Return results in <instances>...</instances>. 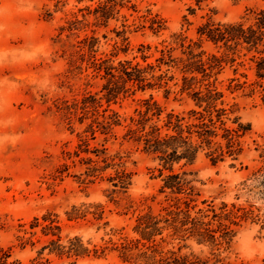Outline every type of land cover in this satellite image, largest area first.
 <instances>
[{
    "label": "rangeland",
    "instance_id": "rangeland-1",
    "mask_svg": "<svg viewBox=\"0 0 264 264\" xmlns=\"http://www.w3.org/2000/svg\"><path fill=\"white\" fill-rule=\"evenodd\" d=\"M100 1L0 0V247L11 248L9 262L157 264L162 257L177 256L187 258V264H264V92L229 88L235 75L229 65L206 80L224 92L218 105L224 102L235 110L228 125L236 126L235 117L251 125L240 138L242 152L214 163L205 146L192 162L165 165L143 140L128 135L131 117L151 96L165 113L201 109L194 92L204 87L198 83L183 91L182 84L185 75L203 76L184 72L181 63L164 64L154 74H166L167 85L133 86L108 101V77L95 71L89 42H84L95 36L94 54L115 66L124 60L158 64L160 50L169 48L176 60L187 59L190 51L218 50L199 35L200 25L252 20L251 9L262 6V0H125L107 24L86 10ZM150 13L164 20V29H151ZM75 19L81 22L69 30ZM248 72L253 80L254 72ZM86 96L101 99L103 107L99 114L91 108L81 119L82 110L66 107ZM105 108L106 114L117 112L121 122L94 136L86 130L95 118L104 119ZM122 172L128 176L125 184ZM172 172L186 182L182 192L165 187ZM185 201L192 216L216 231L215 242H199L190 232L175 235L164 221L168 210H187ZM147 214L163 220L159 226L164 228L151 241L137 230L138 219ZM35 217L55 219L62 244L80 237L90 253L77 257L41 251L56 237L45 235L41 226L26 235L34 243L23 248L17 237L25 235L24 228L31 230ZM137 239L156 243L157 252L142 243L122 248Z\"/></svg>",
    "mask_w": 264,
    "mask_h": 264
},
{
    "label": "trees",
    "instance_id": "trees-1",
    "mask_svg": "<svg viewBox=\"0 0 264 264\" xmlns=\"http://www.w3.org/2000/svg\"><path fill=\"white\" fill-rule=\"evenodd\" d=\"M125 0H102L93 9L87 6L88 14L94 15L96 21L107 24L109 19L113 18L118 5H123ZM131 2V0H127ZM260 7L251 9L254 17L251 20L248 17H243L235 22H221L209 20L198 29V33L202 37L212 42L218 50L216 52L207 53L200 52L195 54L190 51L187 59L176 60L172 55V48L161 49L162 53L156 59L158 64L140 62L134 63L133 60L120 61L118 66L110 64L108 60L98 58L93 52L97 38H85L84 42H89V48L92 51L90 56L91 63L95 71L100 73L104 71V76L108 77V83L104 89L108 90V101L117 97L122 91H130L133 86L138 89L146 90L154 88L157 84L162 86L167 85V75L159 74L156 76L154 71L159 68L161 70L164 64L177 62L182 64V70L189 73L201 74L202 78H197V74L183 77L182 89L187 90L195 84H200L204 90L200 88L194 92V100L196 105L201 109H191L185 113H177L170 111L165 113V110L160 104L154 100V97L142 100V108H136L135 116L131 117V124L128 127V135L137 141H144L145 149L158 154L165 165H173L175 162H180L186 159L189 162L194 161L198 153L205 146L210 149V156L214 163L223 161L227 155H235L242 152L240 138L251 130L250 124H244L240 121V117H235L232 121L235 125H228L231 120L229 114L235 110L232 107H226L224 102L218 105V100L224 97V92L219 90L213 83H204L214 75L219 74L226 66L233 67L234 76L230 79L229 88L233 90L250 88L251 93L256 89H261L264 92V0ZM135 7V5H132ZM151 29L159 32L164 29V20L158 15L151 16ZM85 16V15H84ZM81 20L75 19L71 21L72 26L69 30L76 28L75 26ZM181 46L185 45V38L181 35L177 36ZM191 45H189L190 47ZM246 50V52H243ZM144 51V49H142ZM253 54L249 57L248 54ZM204 55L206 57H204ZM145 62L148 56L145 53L142 55ZM244 69L240 71V69ZM254 72V79L250 80L249 72ZM151 74V76H149ZM243 78V79H242ZM132 85L128 87V85ZM92 97V96H91ZM103 107L101 99L95 97H84L81 102L67 105L68 110H82V115L79 118L83 119L91 108L94 114H99V108ZM108 108L103 109V120L99 121V117L95 118L88 126L87 132H91L95 136L96 132L102 130V133H108L113 125L120 124V115L112 111L106 114ZM87 142V140H86ZM85 142V143H86ZM128 176L122 172L120 175L121 183H126ZM186 182L183 181L179 173L172 172L168 175L165 187L177 189L182 192ZM187 210H168L164 221L169 227L173 228L174 234L180 232H190L198 236L199 242L212 241L215 242V230L211 228L210 223L202 221L196 216H192L189 210V203L185 201ZM162 218L151 214L143 215L138 219L137 230L142 234V239L151 241L152 236L157 232H161L164 227H160ZM24 227L25 225H21ZM41 226L45 235L52 234L55 238H50L48 244L44 245L41 251L50 248V253H58L59 255L68 254L69 256H83L90 253V249L85 247L80 237H74L69 240L68 245L61 243L62 237L56 233V229H60L58 222L53 218H44L41 222L39 217H35L30 224L31 230L24 228L25 235H18L19 245L23 248L29 243H34L32 236L35 228ZM225 233H229V227L221 224ZM142 243L147 249H153V253L157 252L156 243L147 244L142 240H130L128 243H123L122 248L127 250L129 244ZM105 248H102L104 251ZM94 252L99 249L95 248ZM42 252H40L41 254ZM144 256L148 257L147 251ZM141 254V255H143ZM175 254V253H174ZM11 256V248L4 249L0 247V264H21L20 262H9ZM155 255L149 257L154 259ZM157 264H187V258H179L177 256L171 258H160L155 260ZM191 264H194L192 262Z\"/></svg>",
    "mask_w": 264,
    "mask_h": 264
}]
</instances>
